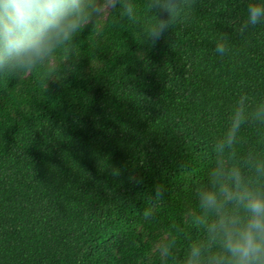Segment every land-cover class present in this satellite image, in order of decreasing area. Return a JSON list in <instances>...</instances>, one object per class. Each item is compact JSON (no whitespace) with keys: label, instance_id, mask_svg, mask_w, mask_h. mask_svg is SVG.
Instances as JSON below:
<instances>
[{"label":"trees","instance_id":"1","mask_svg":"<svg viewBox=\"0 0 264 264\" xmlns=\"http://www.w3.org/2000/svg\"><path fill=\"white\" fill-rule=\"evenodd\" d=\"M134 2L132 18L81 33L62 80L0 78V264H140L193 206L233 99L264 94V24L237 30L247 0H191L145 62Z\"/></svg>","mask_w":264,"mask_h":264},{"label":"clouds","instance_id":"2","mask_svg":"<svg viewBox=\"0 0 264 264\" xmlns=\"http://www.w3.org/2000/svg\"><path fill=\"white\" fill-rule=\"evenodd\" d=\"M145 6L148 29L132 53L142 62L191 0H146ZM136 12L134 0H0V78L20 81L42 70L45 89L48 81L77 70L75 43L85 29ZM245 16L240 32L264 24V0H247ZM212 43L217 55L230 52L228 34L214 35ZM210 147L212 157L192 188L193 206L181 227L153 238L140 264H264V94L237 95ZM154 207L150 199L141 212L144 222L155 220Z\"/></svg>","mask_w":264,"mask_h":264}]
</instances>
